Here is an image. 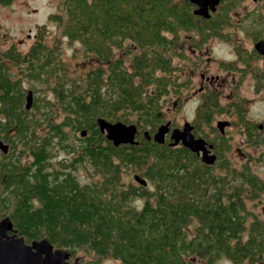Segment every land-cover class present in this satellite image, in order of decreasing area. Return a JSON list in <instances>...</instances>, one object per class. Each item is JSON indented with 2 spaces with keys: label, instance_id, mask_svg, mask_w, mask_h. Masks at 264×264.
Here are the masks:
<instances>
[{
  "label": "trees",
  "instance_id": "trees-1",
  "mask_svg": "<svg viewBox=\"0 0 264 264\" xmlns=\"http://www.w3.org/2000/svg\"><path fill=\"white\" fill-rule=\"evenodd\" d=\"M11 1L0 0V5ZM235 1L220 0L203 18L193 13L189 0H62V15L51 19L61 35L79 41L99 64L85 72L82 85L57 81L53 90L64 114L59 122L48 118L43 133L34 113L24 107L27 91L20 80L47 83L57 77L56 49L43 42L39 26L25 54L13 46L0 52V139L9 146L6 153L0 151V218L8 216L24 242L46 238L54 248L66 249L69 260L84 250L96 257L91 264L102 257L120 264H216L221 257L233 264H264V218L247 205L264 204V179L247 164L230 168L224 157L227 137L209 139L217 154L212 165L179 143L169 145L167 136L161 144L152 139L165 122L161 109L166 97L187 87L165 55L178 43L177 32H199L203 41L224 37L221 29L231 22ZM251 36L256 40L261 34ZM124 42L136 49L128 63L113 53ZM257 57L252 50L238 60L251 63ZM6 62L17 72H9ZM245 75H238L236 88ZM255 90L264 93V74ZM236 98L221 105L209 90L198 105L200 118L209 123L211 115L233 108L235 123L256 130L257 124L246 118L244 100ZM37 100L32 95L35 109ZM97 117L134 123L136 142L112 145L98 130ZM65 129L78 144H68ZM248 142L256 146L262 141L249 133ZM54 148L70 155L57 167ZM83 164L97 180H78L77 166ZM126 166L141 169L151 188L121 182ZM215 167L231 176L214 173ZM136 198L143 200L138 208L131 205Z\"/></svg>",
  "mask_w": 264,
  "mask_h": 264
},
{
  "label": "rangeland",
  "instance_id": "rangeland-1",
  "mask_svg": "<svg viewBox=\"0 0 264 264\" xmlns=\"http://www.w3.org/2000/svg\"><path fill=\"white\" fill-rule=\"evenodd\" d=\"M62 0H12L7 5H0V52L10 48L25 54L37 39L38 27L42 26L44 35L43 42L50 48H55L59 60V74L53 77L47 83L41 81L35 82L21 79L22 87L30 90L32 95L38 97L37 105L39 109L31 108L34 113V119L41 123L40 133L46 129L47 119L51 122H59L64 112L59 106L54 90L57 81L62 80L65 85L71 87L76 83L82 85L85 72L96 67L99 63L93 55L85 52L80 42L69 40L61 35L60 25L57 21L51 19V15H62ZM231 25L221 29L224 37L211 36L204 45H198L196 32H179V41L172 50H168L165 55L171 59L172 67L176 72L179 82L188 80V89L182 88L179 95L170 93L163 102L162 116L165 121L169 120L175 124L182 125L184 119H190L193 115L195 105L201 101L197 93L200 84H206L201 81L199 74L205 72L207 75H216L214 87L211 90L218 97L221 105H226L236 100V95L244 100L246 118L256 124L262 125L264 129V93L261 90H255L261 63L256 61L251 64L242 79L238 88L235 81L239 73H229L220 66V62H230L235 58L234 44L247 49L251 42L247 32L258 30L264 36V1L263 0H236L234 8L230 11ZM193 49V50H192ZM134 46L124 42L122 49L113 48L115 56H120L128 63L129 53L135 52ZM9 72H17L15 65L6 62ZM59 78V79H58ZM215 120H234L235 116L226 113L215 115ZM68 134V144L76 145L78 140L69 129H65ZM225 136L229 143V149L224 153L228 165L232 170L241 169L243 164H247L250 171L259 178L264 179V130L257 131L256 135L261 139V143L256 146L249 145L248 136L243 135L244 131L239 123L224 127ZM256 132V130H255ZM78 136V135H77ZM255 135H252V138ZM52 163L57 167V161L68 159L69 154L60 149H52ZM213 172L229 178L231 171L215 167ZM133 174H141V169L132 166L121 167V182L137 184L133 179ZM76 176L82 183L91 180H97L98 175L93 173L91 167L86 165L77 166ZM146 180V178H144ZM152 184L146 180L145 187L151 188ZM142 199H134L131 205L135 208L140 207ZM248 208L264 218V204L253 205L248 202ZM187 232H190L187 228ZM79 263L85 264L96 259L94 254L79 250L75 255ZM99 264H119V262L110 257H102ZM216 264H233L224 257L219 258Z\"/></svg>",
  "mask_w": 264,
  "mask_h": 264
},
{
  "label": "water",
  "instance_id": "water-1",
  "mask_svg": "<svg viewBox=\"0 0 264 264\" xmlns=\"http://www.w3.org/2000/svg\"><path fill=\"white\" fill-rule=\"evenodd\" d=\"M195 5L193 13L203 18L209 16V12L214 11L215 6L220 0H189ZM255 1V0H253ZM254 48L264 57V38L254 43ZM32 103V92L27 90L25 95V109H29ZM98 130L104 134L112 145L135 143L137 132L134 123H125L120 120L108 121L103 117L95 119ZM169 120L161 123L152 134V139L156 143H163L168 134L169 145L178 143L189 149L195 155L199 156L201 162L206 165H212L216 160V155L209 153L211 144H207L202 138H194L191 133V125L184 121L180 127H170ZM229 121L218 122L217 126L222 131V127L228 125ZM85 131L80 132L83 136ZM8 146L0 139V151L6 153ZM133 179L139 185L145 186L146 180L138 174H133ZM69 252L63 248H54L46 239L33 240L30 243L24 242L22 236H19L12 227L8 216L0 218V264H69ZM74 264H79L77 258H74Z\"/></svg>",
  "mask_w": 264,
  "mask_h": 264
},
{
  "label": "flooded vegetation",
  "instance_id": "flooded-vegetation-1",
  "mask_svg": "<svg viewBox=\"0 0 264 264\" xmlns=\"http://www.w3.org/2000/svg\"><path fill=\"white\" fill-rule=\"evenodd\" d=\"M229 25H231V22H229V23H227V24H224L223 26H222V28L223 27H225V26H229ZM179 32L180 31H178L177 32V34H178V37H179ZM184 32H186V31H184ZM189 32H194L195 33V31H189ZM255 34V35H258V34H261V33H259L258 32V30L257 29H255V30H253V31H248L247 32V35H248V38L250 39V42H251V46H250V48L249 49H247V48H245V47H241V46H239L238 44H234V51H235V58H234V60H232V61H230V62H226L225 64L227 65L226 67H223L224 68V70L226 71V72H229V73H241V72H247L248 71V68L251 66V64L252 63H254V62H256V61H258V62H260L261 63V69L258 71L259 72V76H261V75H263L264 74V57L260 54V53H258V51H256L255 50V48H254V43L256 42V41H258V40H260V39H263L264 38V36H262V34H261V37H258L256 40H253V38H252V36H251V34ZM196 34H199L198 35V38L196 39V41H197V44H194V48H197V46L198 45H200V46H202V45H204V43H206L207 41H208V39L210 38H208L206 41H203V39H202V37L200 36V33L199 32H196ZM170 35V34H169ZM215 37V36H214ZM216 37H221V36H216ZM180 39V38H179ZM198 49V48H197ZM200 49V48H199ZM198 49V50H199ZM193 50V49H192ZM254 51L259 57H257L254 61H252L251 63H244L243 64V62L240 60H238V57H243V56H250L251 55V51ZM168 57V56H167ZM168 59H169V63H170V66H172V64H171V59L168 57ZM242 62V63H241ZM174 71V70H173ZM199 77H200V79H201V81H203V82H206V84H200L199 85V88H198V90H197V93L200 95V97L202 98L201 99V101H200V103H198V105L199 104H203V96L210 90V91H212L211 89V87L213 86L214 87V84H215V81L218 79L217 78V76L216 75H207L205 72H200V74H199ZM185 82H187L188 83V80H186ZM189 88V86H188V84H187V87H185L184 89H188ZM218 98V97H217ZM32 104V103H31ZM198 105L196 106L195 105V107H194V109H193V115H192V117L190 118V119H184L183 120V122L184 121H188L189 123H190V125H191V133H192V135H193V137L194 138H202V139H204L205 140V142L207 143V144H211V148H209L208 150H209V153H213V154H215L216 155V157H217V154H216V149H215V147H213V145H212V143H210L209 142V139H218V137H219V135H224L225 136V130H224V127H226V126H230V125H232V124H235V121L234 120H227V121H229V124L228 125H225V126H223L222 127V131L220 130V128L217 126V124H218V122H221V121H224V120H219V119H217V120H215V125H212L211 123L213 122V120H214V117H216L215 115H217V114H213V115H211V118H210V121H209V123H204L203 121H202V119L200 118V116H199V111H198ZM32 108V106H30V108L29 109H26V110H28L29 112H32L30 109ZM226 114H228V115H233V117L235 116V118H236V114H235V112H234V109L232 108L231 110H229ZM171 122V125H170V127H173V126H178V127H180L181 125H178V124H173L172 125V121H170ZM239 126L243 129V131H244V133H243V135H245V137H247V136H249V133H252V135H259L258 134V132L257 131H259V130H264L262 127V125H256V132H255V130H248L247 129V127L246 126H243L241 123H239ZM39 129H41V126L39 127ZM213 131V132H212ZM167 136V138H168V134L166 135ZM226 137V136H225ZM9 147V146H8ZM188 151H190L189 149H188ZM191 152V151H190ZM193 153V152H192ZM194 154V153H193ZM195 155V154H194ZM195 157L196 158H198V160L201 162V160H200V158H199V156H197V155H195ZM203 163V162H202ZM136 182V181H135ZM137 183V182H136ZM137 184H139V183H137ZM136 185V184H135ZM142 203H143V200H142ZM70 258V257H69ZM69 258H68V262H69V264H74V259L73 260H69ZM78 261V260H77ZM79 263V262H78ZM79 264H82V263H79ZM85 264H91V263H85ZM120 264V263H119Z\"/></svg>",
  "mask_w": 264,
  "mask_h": 264
}]
</instances>
